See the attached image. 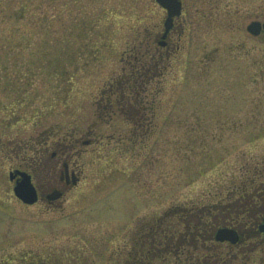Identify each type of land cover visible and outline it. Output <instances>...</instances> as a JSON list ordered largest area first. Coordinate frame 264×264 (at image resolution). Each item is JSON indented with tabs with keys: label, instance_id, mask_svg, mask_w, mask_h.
Here are the masks:
<instances>
[{
	"label": "rangeland",
	"instance_id": "rangeland-1",
	"mask_svg": "<svg viewBox=\"0 0 264 264\" xmlns=\"http://www.w3.org/2000/svg\"><path fill=\"white\" fill-rule=\"evenodd\" d=\"M191 2L168 122L138 166L114 157L113 144L90 148L93 181L64 215L16 198L6 153L91 124L92 99L120 71L127 44L149 37L163 12L155 0H0V264H108L131 248L132 225L145 215L237 201V186L263 179L264 32L246 27L264 0H228L229 19L244 30L226 19L209 26ZM146 178L153 201L130 203ZM261 250L252 264H264Z\"/></svg>",
	"mask_w": 264,
	"mask_h": 264
},
{
	"label": "flooded vegetation",
	"instance_id": "flooded-vegetation-1",
	"mask_svg": "<svg viewBox=\"0 0 264 264\" xmlns=\"http://www.w3.org/2000/svg\"><path fill=\"white\" fill-rule=\"evenodd\" d=\"M188 1L181 0V13L172 19L168 27V12L161 8L163 17L155 30L150 28V36L127 44L122 52L120 71H116L100 89L98 97L92 99L97 117L91 124L80 128L74 126L66 134L58 137L49 135L36 143L20 142L15 151L6 153L16 161L10 169L11 183L15 185L21 180L20 173L30 175L37 191V201L33 205H39L48 211L63 212L65 215L66 208L72 207L84 195L89 182L93 181V170L86 168L91 163L90 148H99L105 143L108 146L113 144L114 157L131 156L137 166V160L148 155L147 150L151 148L156 129L168 122L170 106L177 101L170 98V95L179 92L178 87H173L177 81L175 70L181 63L184 42L191 31L187 17ZM192 4L200 7L197 0H192ZM228 5L230 6L228 0L201 2L203 14L210 15L209 26L220 25L226 19L231 28L240 27L242 22L239 24L229 19L234 12H231ZM200 8H197L199 12ZM212 13L219 16L213 19ZM263 14L247 25L246 32L249 35L248 26L251 23L260 22L264 25ZM235 15L242 16L239 10H236ZM241 29L244 30L243 24ZM263 32L264 28L261 34ZM134 170L136 167L132 169ZM142 181L140 189L145 193L140 197L134 187L130 190V203L140 200L141 203L145 201L149 204L153 201V195L148 197L152 193V181L147 178ZM248 196L244 201L247 205L253 203V207L250 210L244 209L237 215L243 225H225L237 229L240 235L238 244H225L235 252L230 261L236 260L237 264H252L255 261L254 254L264 248V235L259 229L264 222V192L252 201H249ZM169 210L170 207L159 215H145L142 220L135 221L131 229V248L118 256H114L115 252H112L107 263L163 264L158 259H170L166 256H170L174 246L172 244H175V235L171 238L170 234L171 231H178L174 225L170 226ZM250 223L254 225L247 226ZM182 236L181 240H184ZM215 236L216 233L214 239ZM228 255L227 251L224 256L228 259ZM178 261H183V258L172 263L170 259L168 263L178 264Z\"/></svg>",
	"mask_w": 264,
	"mask_h": 264
},
{
	"label": "trees",
	"instance_id": "trees-1",
	"mask_svg": "<svg viewBox=\"0 0 264 264\" xmlns=\"http://www.w3.org/2000/svg\"><path fill=\"white\" fill-rule=\"evenodd\" d=\"M257 175L262 180L250 182L251 187L244 183L237 186L234 192L239 200H226L212 206L184 205L172 207L169 210L170 226L174 225L178 232L171 231L170 237L175 235L173 250L169 257L172 263L178 258V264H237L230 261L235 252L227 248L225 244L215 241V229L225 225L238 226L243 225L242 220L237 218L238 212L242 213L244 209L250 210L251 205H247L244 199L249 195V201L259 198L258 195L264 192V169L258 170ZM248 184V183H247ZM243 199V201H241ZM248 200V199H247ZM198 206V207H197ZM176 212H178L176 214ZM242 215V214H241ZM253 223L247 226H253ZM183 234V236H182ZM181 236L184 240H181ZM198 248V249H197ZM228 251V259L225 253ZM158 259L163 264H169L168 261ZM200 259V260H199ZM238 259V258H237ZM182 262V263H181ZM242 262V261H241Z\"/></svg>",
	"mask_w": 264,
	"mask_h": 264
},
{
	"label": "water",
	"instance_id": "water-1",
	"mask_svg": "<svg viewBox=\"0 0 264 264\" xmlns=\"http://www.w3.org/2000/svg\"><path fill=\"white\" fill-rule=\"evenodd\" d=\"M157 3L165 8L168 11V20L166 22V25L171 24L172 19L175 16H179L182 10V2L180 0H156ZM262 26L260 23H252L248 30L254 35H259L261 32ZM20 176L22 177V181L18 182L17 185L14 188L15 195L21 199L23 202L27 204H33L37 200V192L35 187L33 186L31 182V177L27 175L26 173H20ZM261 231H264V225L261 226ZM216 239L218 241H229L232 243H236L239 239L238 234L236 231L224 228L220 229L216 235Z\"/></svg>",
	"mask_w": 264,
	"mask_h": 264
}]
</instances>
